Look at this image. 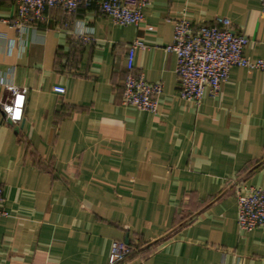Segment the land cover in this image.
<instances>
[{
	"label": "crops",
	"instance_id": "obj_1",
	"mask_svg": "<svg viewBox=\"0 0 264 264\" xmlns=\"http://www.w3.org/2000/svg\"><path fill=\"white\" fill-rule=\"evenodd\" d=\"M0 0V103L26 89L19 124L0 112V264H264V228L240 231L237 185L264 188V73L232 68L215 98H179L174 21L227 18L264 59L260 0H150L138 25L95 7L54 8L17 30ZM132 73L161 83L156 113L121 104ZM65 89L63 95L53 87Z\"/></svg>",
	"mask_w": 264,
	"mask_h": 264
},
{
	"label": "built area",
	"instance_id": "obj_2",
	"mask_svg": "<svg viewBox=\"0 0 264 264\" xmlns=\"http://www.w3.org/2000/svg\"><path fill=\"white\" fill-rule=\"evenodd\" d=\"M150 0H16L15 17L2 20L17 30L36 29L46 20V12L58 8L66 14H74L79 7L92 8L110 17L121 27L138 25L143 21V8ZM264 8V0H260ZM248 43L246 37L231 29L227 18L216 17L212 23L194 24L186 18L174 21L171 44L165 51L176 58L175 73L179 84V98L193 107H198L205 95L215 98L221 85L228 79L232 68L258 70L264 73V59L250 60L244 55ZM135 42L129 49L126 75L122 82L121 104L139 111L156 113L158 98L162 94L161 83H147L133 75ZM10 98L0 103L3 120L17 125L23 117L26 89L5 85ZM53 92L63 95L65 89L53 87ZM236 201V224L240 231L250 232L264 228V188L237 185L234 190ZM3 205L0 186V215ZM135 247L120 241L111 244L109 264H116L129 257Z\"/></svg>",
	"mask_w": 264,
	"mask_h": 264
},
{
	"label": "trees",
	"instance_id": "obj_3",
	"mask_svg": "<svg viewBox=\"0 0 264 264\" xmlns=\"http://www.w3.org/2000/svg\"><path fill=\"white\" fill-rule=\"evenodd\" d=\"M120 262V261H119Z\"/></svg>",
	"mask_w": 264,
	"mask_h": 264
}]
</instances>
